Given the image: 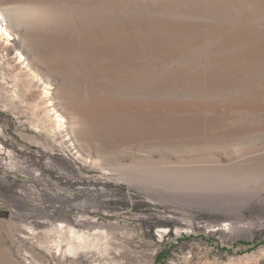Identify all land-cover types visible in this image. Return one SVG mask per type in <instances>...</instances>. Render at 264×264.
<instances>
[{"label": "rangeland", "instance_id": "374dc122", "mask_svg": "<svg viewBox=\"0 0 264 264\" xmlns=\"http://www.w3.org/2000/svg\"><path fill=\"white\" fill-rule=\"evenodd\" d=\"M0 14V264H264V0Z\"/></svg>", "mask_w": 264, "mask_h": 264}, {"label": "bare ground", "instance_id": "6f19581e", "mask_svg": "<svg viewBox=\"0 0 264 264\" xmlns=\"http://www.w3.org/2000/svg\"><path fill=\"white\" fill-rule=\"evenodd\" d=\"M0 18L1 19H3V16L0 14ZM0 26H1V23H0ZM48 91V90H47ZM59 122H63V123H68V120H66L63 116L62 117H60V118H58L57 119ZM65 126V125H64ZM67 126H65V128H66ZM61 228H63V225L61 226ZM29 230V233H30V235H35L36 233H35V231L33 230V229H28ZM63 230V229H62ZM73 235V234H72ZM56 253L57 254H60V252H61V246H60V243L59 244H57L56 245Z\"/></svg>", "mask_w": 264, "mask_h": 264}, {"label": "trees", "instance_id": "16d2710c", "mask_svg": "<svg viewBox=\"0 0 264 264\" xmlns=\"http://www.w3.org/2000/svg\"><path fill=\"white\" fill-rule=\"evenodd\" d=\"M159 258V260H161V258L160 257H158Z\"/></svg>", "mask_w": 264, "mask_h": 264}]
</instances>
